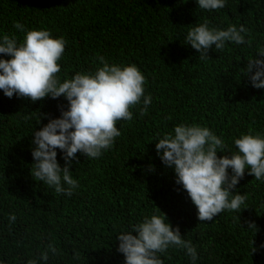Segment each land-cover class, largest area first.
I'll return each instance as SVG.
<instances>
[{
  "label": "trees",
  "instance_id": "trees-1",
  "mask_svg": "<svg viewBox=\"0 0 264 264\" xmlns=\"http://www.w3.org/2000/svg\"><path fill=\"white\" fill-rule=\"evenodd\" d=\"M205 20L222 30L243 24L251 46L228 42L218 52L213 45L210 58L199 59L186 35ZM17 21L67 41L61 80L95 72L102 66L95 57L104 56L110 63L135 64L152 103L147 115L133 109L132 121L118 123L121 136L99 159L77 153L70 170L79 187L67 197L30 175L32 135L59 117L58 106L66 108L67 101L33 103L0 90V264H125L118 234L160 211L196 247L195 264H264V181L246 170L236 186L247 194L249 207L240 221L239 213L224 211L200 222L174 170L155 149L158 138L179 124L208 127L233 152L234 139L243 133L264 135V89L252 87L245 76L249 58L264 59L257 54L264 48V0H226L225 8L212 11L200 9L196 0H0V36L15 33L22 41L24 34L13 27ZM62 156L57 149L61 166ZM9 214L16 215L11 226ZM249 220L258 227L255 236ZM49 244L57 253L49 252L45 262L40 256ZM160 255L163 264H192L181 249Z\"/></svg>",
  "mask_w": 264,
  "mask_h": 264
},
{
  "label": "clouds",
  "instance_id": "clouds-1",
  "mask_svg": "<svg viewBox=\"0 0 264 264\" xmlns=\"http://www.w3.org/2000/svg\"><path fill=\"white\" fill-rule=\"evenodd\" d=\"M196 2L207 11L226 6V0ZM13 27L24 36L22 41L15 33L0 36V54L9 57L0 58V90L10 99L15 95L33 103L49 97H64L67 101L66 108L58 106L59 117L49 118L47 124L34 131L30 175L34 181L53 188L56 194L71 197L79 187L70 170L72 162H78L77 153L88 160L99 159L121 136L118 123L133 120V109H138L141 117L148 114L152 96L145 95L146 78L135 64L118 65L98 55L94 63L99 61L102 66L95 72H77L71 79L61 80L59 61L67 41L62 36L53 37L50 30H30L18 21ZM250 37V30L243 24L222 30L210 27L205 20L188 31L186 44L199 53V59L206 60L213 45L218 52L228 42L251 46ZM257 54L264 57V48ZM245 76L252 87L264 89V59L249 58ZM234 146L237 151L233 152L220 136L198 124H179L173 133H166L155 143L162 163L174 170L176 184L182 186L196 207L200 222L213 221L224 211L239 213L240 221V213L249 207L245 206L247 194H240L236 186L246 170L255 180L264 181V135L243 133L234 139ZM57 149L63 153V166L57 160ZM218 152L224 155L218 156ZM149 170L154 171V167ZM160 213L146 216L118 234L117 251L124 255L125 264H163L160 254H166L169 248L184 250L195 264L196 247L183 238L179 226L173 228L166 214ZM8 219L11 226L16 215L9 214ZM245 223L255 236V222ZM251 243L254 245V239ZM256 251L253 246L252 253ZM49 252L57 253L54 244L48 245L40 259L48 261ZM27 264L36 262L29 260Z\"/></svg>",
  "mask_w": 264,
  "mask_h": 264
}]
</instances>
